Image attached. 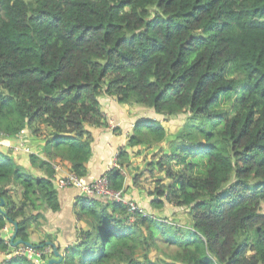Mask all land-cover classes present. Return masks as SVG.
<instances>
[{"label":"trees","instance_id":"trees-1","mask_svg":"<svg viewBox=\"0 0 264 264\" xmlns=\"http://www.w3.org/2000/svg\"><path fill=\"white\" fill-rule=\"evenodd\" d=\"M105 96L166 118L189 114L148 171L164 174L151 205L187 208L191 225L141 214L132 223L123 203L79 197L77 215L90 229L64 264H160L136 257L160 245L170 260L162 264H264V0H0V137L42 138L46 161H30L47 174L34 178L0 151V233L12 220L29 242L42 217L30 212L61 209L56 160L86 178L88 127L108 126ZM167 137L146 118L129 146ZM118 157L106 174L124 192L128 153ZM11 250L0 237V251ZM0 264L34 263L12 256Z\"/></svg>","mask_w":264,"mask_h":264},{"label":"crops","instance_id":"crops-1","mask_svg":"<svg viewBox=\"0 0 264 264\" xmlns=\"http://www.w3.org/2000/svg\"><path fill=\"white\" fill-rule=\"evenodd\" d=\"M101 105L108 126L88 127L93 137V155L87 165L86 179L92 181L117 167L119 154L126 152L128 153L127 159L131 162L130 166L127 167L129 164L126 163L124 158L121 159L125 163L123 169L126 173V190L124 191L126 199L137 202L140 207L147 208L151 206L150 211H159L151 205V201L154 199V196L150 195L151 192H146L148 195H145L142 193L144 191L143 188L134 187L135 176L140 175L139 180L141 181L142 179L147 180L152 178L151 174L148 175L149 171L146 168L141 169L138 175L136 174L137 172L134 173L135 170L139 169V166H136L139 160L136 161L137 159L133 153L141 147L132 148L129 146V138L133 135L137 122L146 119L140 117L141 108L143 107L133 104H120L115 98L108 96L103 97ZM111 121L116 126L114 129L111 128ZM44 147L45 141L42 138L33 136L29 131L24 132L16 138L0 137V151L10 153L15 162L34 178L47 177L44 169L34 166L30 161V155L32 154L46 161ZM58 161L56 160V163L60 164L63 170L60 175L70 171L71 166L69 163ZM129 169L132 170L130 174L127 172ZM142 184H144L143 181ZM55 190L58 192L61 209L56 213L50 209H44L41 212H30L33 216H38V213H41L42 217L32 223L29 230V242L33 245L51 242L59 248L62 255H65L67 248L75 247L80 243L82 231L89 230L90 224L87 219H81L83 217L77 215V201L79 197H83L78 189H57L55 187ZM99 201L104 203L102 200ZM14 233L15 227L10 223L2 230L0 237L10 242ZM17 239L19 238L17 237ZM12 251L10 255L0 251V263L5 259H10L13 256ZM52 258H54V255L51 253L45 259H36L32 262L34 264H48V261Z\"/></svg>","mask_w":264,"mask_h":264},{"label":"rangeland","instance_id":"rangeland-1","mask_svg":"<svg viewBox=\"0 0 264 264\" xmlns=\"http://www.w3.org/2000/svg\"><path fill=\"white\" fill-rule=\"evenodd\" d=\"M141 109H142V112H141L140 117L154 119L155 121H158L159 123H161L166 129L168 133V137L165 142L159 145L143 146L141 148H138L139 150L133 153L135 158L137 159L136 161L139 160V162H137V165H136V166H139V169L134 171V173L137 172L136 173L137 175L141 169H144V168L148 169V166L152 165L151 164L152 161H155L157 159H163L164 154L170 153L169 149L171 147V144L177 138L178 133H180L182 129L184 128L185 124L187 123L188 117H189V114H183L176 118H171V117L166 118L162 115L156 114L151 109H148L145 107ZM126 163L129 164L127 166L129 167L131 162L127 161ZM127 172L128 174H130L132 173V170L129 169L127 170ZM148 175H150V173ZM151 175H153L152 178H149L147 180L142 179L144 184H142V181L139 180V188L141 187L144 189L145 192L143 191L142 193L145 195H148L146 192L150 193L155 190V187L157 185L156 181H158L160 177L164 178V174H160L157 171ZM164 182L169 183V179L165 180ZM16 187H18V191H17L18 195L17 196L14 195L15 197L14 199L16 202H19L21 199L22 189L20 186H16ZM153 198L155 199L156 197L154 196ZM150 207L151 206H148L147 208L145 207H142V208L145 210L147 214L149 213L148 215H151V217L156 218V220H163L166 223L177 225L182 228L184 227L188 228L191 225V216L189 214V209L187 208L176 207L173 204L168 203L167 201L165 202V206L160 208L159 211H156V212L150 211L149 210ZM262 212L264 213V205L262 207ZM146 255H148L151 261L162 264L161 260H165L167 263H170V260L167 259V256L165 255V248L163 245H160L158 247H153L151 249H141L137 252L136 257L142 260L144 256Z\"/></svg>","mask_w":264,"mask_h":264},{"label":"built area","instance_id":"built-area-1","mask_svg":"<svg viewBox=\"0 0 264 264\" xmlns=\"http://www.w3.org/2000/svg\"><path fill=\"white\" fill-rule=\"evenodd\" d=\"M110 124L111 128L114 129L116 127L113 121H111ZM53 169L55 174L52 179L55 182L57 189L76 188L80 191L81 196L83 197L102 200L105 204L112 202L123 203L128 208L129 219L132 223L135 222L137 214L144 216L148 215L136 202L126 199L123 192H117L111 189L107 174H103L97 179L90 181L70 171L60 175L63 171L60 164H53ZM151 218L155 219L154 217ZM51 253V247L36 248L24 245H20L15 249L13 248L12 251L13 256L26 257L31 261L36 259L41 260L43 257H47Z\"/></svg>","mask_w":264,"mask_h":264},{"label":"water","instance_id":"water-1","mask_svg":"<svg viewBox=\"0 0 264 264\" xmlns=\"http://www.w3.org/2000/svg\"><path fill=\"white\" fill-rule=\"evenodd\" d=\"M123 195L125 196V193L123 192ZM5 203L4 201L0 202V212H3V207H4ZM10 223L13 224V226L15 227V233L14 235L11 237L10 239V244L13 248H17L20 245H24L27 247H35L32 243L24 241L22 239H17V234H18V224L16 222H13L12 220H10ZM47 247H51L52 248V254L54 255V258L50 259L48 261V264H64L65 261V255H62L59 248L54 245L53 243L49 242L46 243ZM38 248H44V246L38 247Z\"/></svg>","mask_w":264,"mask_h":264},{"label":"clouds","instance_id":"clouds-1","mask_svg":"<svg viewBox=\"0 0 264 264\" xmlns=\"http://www.w3.org/2000/svg\"><path fill=\"white\" fill-rule=\"evenodd\" d=\"M45 247H47V246H45ZM15 249V248H14ZM13 250V249H12Z\"/></svg>","mask_w":264,"mask_h":264}]
</instances>
